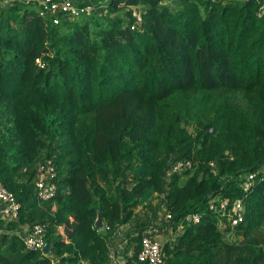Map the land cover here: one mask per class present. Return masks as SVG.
I'll use <instances>...</instances> for the list:
<instances>
[{
	"label": "trees",
	"instance_id": "1",
	"mask_svg": "<svg viewBox=\"0 0 264 264\" xmlns=\"http://www.w3.org/2000/svg\"><path fill=\"white\" fill-rule=\"evenodd\" d=\"M262 2L73 0L93 6L76 16L0 6V181L21 203L0 218V264H112L110 238L126 224L141 264L142 237L182 222L164 264H264ZM45 158L57 193L40 200ZM177 160L193 167L169 174ZM218 197L243 201L238 225L219 226ZM36 223L49 254L20 236Z\"/></svg>",
	"mask_w": 264,
	"mask_h": 264
},
{
	"label": "built area",
	"instance_id": "2",
	"mask_svg": "<svg viewBox=\"0 0 264 264\" xmlns=\"http://www.w3.org/2000/svg\"><path fill=\"white\" fill-rule=\"evenodd\" d=\"M19 1L34 2L37 5H44L45 7H50L54 14H67L76 16L83 12H90L93 6L87 5L83 7H77L73 4V0H0V6L6 4H14ZM235 1V0H232ZM241 1V0H240ZM133 15H135L139 20L142 18L141 12L138 7L132 6ZM260 14L264 15V2L260 6ZM59 17L54 18V22H59ZM40 62V59H37ZM193 167V162L190 160H177L175 161L170 169L169 174L172 172H183L185 170L191 169ZM57 177L56 166L51 158H45L37 164V172L35 178V184L37 188V194L40 200H47L54 197L57 193V182L55 178ZM255 177V173L249 174L245 181V189H249L252 185V180ZM264 178V174H263ZM217 200L219 206L216 204ZM212 201L211 207L219 211V226L223 229L229 224L232 227L238 225L244 219L245 205L241 199L234 201L231 209H228V198H216ZM21 208V203L16 199L15 194L10 191L5 185L0 181V218L4 221H9L18 216L19 209ZM170 216L169 214L167 215ZM223 218H226L224 220ZM201 219L200 214L189 215L186 219L187 224L197 223ZM185 225L182 222L179 226L181 229ZM46 227L42 223H36L32 227H26L20 229L19 233L24 242L26 249L28 250H42L44 249L47 241L45 239ZM233 232V231H232ZM164 252L163 245L154 236L145 234L141 240V247L138 252V260L141 264H164Z\"/></svg>",
	"mask_w": 264,
	"mask_h": 264
},
{
	"label": "crops",
	"instance_id": "3",
	"mask_svg": "<svg viewBox=\"0 0 264 264\" xmlns=\"http://www.w3.org/2000/svg\"><path fill=\"white\" fill-rule=\"evenodd\" d=\"M225 1L224 3H227ZM129 229V225H122L110 238L112 264H130V259L135 253L136 242L131 241V237L134 234H131L129 237ZM101 231L103 234L107 233L106 227L102 228ZM80 264L86 263L82 261Z\"/></svg>",
	"mask_w": 264,
	"mask_h": 264
},
{
	"label": "rangeland",
	"instance_id": "4",
	"mask_svg": "<svg viewBox=\"0 0 264 264\" xmlns=\"http://www.w3.org/2000/svg\"><path fill=\"white\" fill-rule=\"evenodd\" d=\"M229 0H226L225 2H228ZM168 2V1H167ZM212 166H215V163H212L211 164ZM214 171L216 172V169H214ZM151 200L153 201V204H156V205H158L159 203V198H158V196L156 195V194H154V195H152V197H151ZM145 209V208H144ZM138 211H143V210H141V208L139 207L138 209H137ZM146 210V209H145ZM164 210H165V208H164V206H160V208H159V211H160V216L162 217V219H164ZM154 229V228H153ZM183 229H184V227H182L181 229L179 228L177 231H172L171 229H168V228H166V227H164L163 229H162V231H159L158 229H154L153 230V232H156V234L155 235H153L154 237H156L160 242H161V244L162 245H165V243L168 241V240H175V238L179 235V234H181L182 233V231H183ZM226 239L228 240V241H237V240H239L240 239V236H237L234 232H228L227 234H226Z\"/></svg>",
	"mask_w": 264,
	"mask_h": 264
},
{
	"label": "water",
	"instance_id": "5",
	"mask_svg": "<svg viewBox=\"0 0 264 264\" xmlns=\"http://www.w3.org/2000/svg\"><path fill=\"white\" fill-rule=\"evenodd\" d=\"M96 227L98 229H102L105 227L104 225V221H103V217L101 214L98 215V218H97V221H96ZM43 252L45 254H49L50 253V244L47 242L44 249H43Z\"/></svg>",
	"mask_w": 264,
	"mask_h": 264
},
{
	"label": "clouds",
	"instance_id": "6",
	"mask_svg": "<svg viewBox=\"0 0 264 264\" xmlns=\"http://www.w3.org/2000/svg\"><path fill=\"white\" fill-rule=\"evenodd\" d=\"M229 1H232V0H229Z\"/></svg>",
	"mask_w": 264,
	"mask_h": 264
}]
</instances>
